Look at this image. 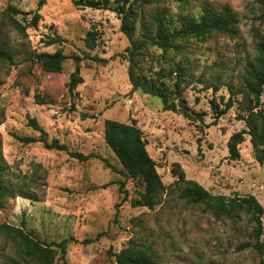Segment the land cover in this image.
Returning a JSON list of instances; mask_svg holds the SVG:
<instances>
[{
  "label": "rangeland",
  "instance_id": "obj_1",
  "mask_svg": "<svg viewBox=\"0 0 264 264\" xmlns=\"http://www.w3.org/2000/svg\"><path fill=\"white\" fill-rule=\"evenodd\" d=\"M206 2L216 7L228 4L238 13L235 36L216 34L191 41L182 54L169 50L165 57L160 48L149 45L139 62L144 69L140 71L148 74L177 64L190 68L184 97L192 109L204 113L203 121H190L164 110L158 96L132 89L123 56L129 41L114 10L81 7L71 0H0V47L13 54L12 62L0 59V140L6 173L15 187L0 210V225L23 228L47 243L67 239L66 254L59 252L56 264H115L114 253L131 240L152 245L158 264H264V255L255 247L257 241L264 243V216L263 234L258 237L251 216L216 217L204 204L189 203L171 188L177 179L172 167L178 162L188 179L212 193L253 194L264 206V164L256 160L250 136L240 144L239 159L228 156L231 135L246 125L239 118L244 113L241 94L235 95L234 105L217 124H212L211 106L215 98L224 107L228 84L239 85L246 63L256 55L258 37L264 34L258 1L142 0L137 4L149 17L158 9L174 16L198 15ZM37 12L41 18L33 26ZM90 30L97 31L94 49L86 43ZM142 30L138 20L137 33ZM54 36L64 41L48 45L46 41ZM60 48L69 56L61 72L45 71L34 60L36 53ZM86 52L108 61L85 57ZM71 55L84 57L79 63L84 82L74 94L67 85L76 69ZM213 81L216 91L209 85ZM29 117L38 120L50 141L59 139L69 151L96 153L110 166L100 157L81 161L41 142L20 141L16 134L39 137V131L28 124ZM108 118L135 122L143 131L167 186L154 208L132 205L140 185L122 172L105 141ZM21 189L33 196L19 195ZM17 252L15 240L0 230V263Z\"/></svg>",
  "mask_w": 264,
  "mask_h": 264
},
{
  "label": "trees",
  "instance_id": "obj_2",
  "mask_svg": "<svg viewBox=\"0 0 264 264\" xmlns=\"http://www.w3.org/2000/svg\"><path fill=\"white\" fill-rule=\"evenodd\" d=\"M75 5L94 9L114 10L121 19V30L126 35L129 45L123 56L128 62V76L133 90H142L146 94L161 98L163 109L182 114L190 121H203L204 113L195 111L184 97L186 84L191 78L190 68L187 65L177 64L175 67H161L157 71L148 74L140 70V59L146 55L149 45L157 46L162 50L165 57L169 50L182 54L191 41H204L216 34H225L231 37L239 31L240 19L238 13L228 4L216 7L208 2L202 6V11L196 15L193 13L169 14L165 9H158L149 17L144 11H140L138 1L142 0H71ZM261 13L259 20L264 24V0H257ZM41 18L39 12L31 19L36 26ZM140 20L142 33H137V22ZM17 26L22 27L15 21ZM97 31L90 30L86 35V43L90 49L97 45ZM64 41L60 36L49 38L48 45ZM69 56L60 48L55 52L42 51L35 54L34 60L48 72H61L63 63ZM76 60V69L70 75L67 83L69 92L74 94L75 88L84 82L80 73V60L84 57L71 55ZM85 57L96 61L107 62L108 59L98 54ZM0 59L13 61L10 50L0 47ZM218 90L215 81L209 83ZM229 97L221 107L220 101L211 100L214 112L212 124H217L220 117L234 105L235 95L241 94L239 105L243 114L239 118L245 121V127L233 133L227 143L229 158L239 159L240 144L250 136L256 160L264 164V34L258 37L255 57L246 63L241 75L239 85L228 84ZM225 100V96H221ZM28 124L34 130L39 131V137L15 135L24 143L41 142L47 149L67 151L72 157L81 161L91 157H100L96 153L85 154L79 151H69L65 143L59 139H48V133L34 117H29ZM104 137L107 145L118 158L122 172L140 185L138 196L132 199L135 207L154 208L162 200V195L167 186L165 185L157 161L150 155L141 128L135 123L122 122L115 119H106L104 122ZM0 140V210L5 207L9 197L14 195V184L6 173L5 163ZM102 158L107 165L109 161ZM110 166V165H109ZM172 172L177 179L171 186L178 191L181 198L192 204H204L205 209L210 210L216 217L239 218L243 214L251 216L256 222L254 227L258 237L263 234L264 206L253 194L249 195H225L214 194L196 180L188 179L182 165L175 162ZM124 186V185H123ZM19 195L32 197L31 193L21 189ZM0 230L13 238L17 245L16 257H12L0 264H56L57 255L61 252L65 256L68 240L63 239L58 243H47L33 236L23 228L8 223H2ZM86 242L92 239H86ZM255 247L264 255V243L257 241ZM115 264H158V252L152 245L140 244L129 241L128 245L114 253ZM264 262V257L262 263Z\"/></svg>",
  "mask_w": 264,
  "mask_h": 264
}]
</instances>
